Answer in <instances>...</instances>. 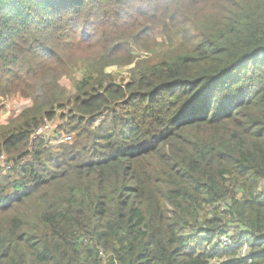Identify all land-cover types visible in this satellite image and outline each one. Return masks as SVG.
<instances>
[{"label": "trees", "instance_id": "obj_1", "mask_svg": "<svg viewBox=\"0 0 264 264\" xmlns=\"http://www.w3.org/2000/svg\"><path fill=\"white\" fill-rule=\"evenodd\" d=\"M15 97L0 264H264V0H0Z\"/></svg>", "mask_w": 264, "mask_h": 264}, {"label": "rangeland", "instance_id": "obj_2", "mask_svg": "<svg viewBox=\"0 0 264 264\" xmlns=\"http://www.w3.org/2000/svg\"><path fill=\"white\" fill-rule=\"evenodd\" d=\"M163 43H160L156 46L151 47V49L147 50L152 52L153 49H161ZM147 51H142V54H145L144 52ZM84 53V52H83ZM139 54V55H142ZM146 58L150 56V54H145ZM134 65H128L126 66L124 63H118L117 65H114V67L108 69V72L113 73L114 75L118 76V80H126L127 77H131V70L133 69ZM77 77H80V74H77ZM61 86H63L67 91H68V96L73 95L75 93L74 86L72 82L65 78L61 80ZM29 102L27 100H24L19 97L12 98L10 100H6L2 103L0 106V126L2 125H7L12 121L16 116H18L21 111L28 106ZM49 123V124H48ZM46 126H49L48 129L50 128L51 132L49 133V136L52 137L53 134H56L57 130H59L62 127V122L60 117H57L56 121L54 122H47ZM46 128L41 130V133L45 132Z\"/></svg>", "mask_w": 264, "mask_h": 264}, {"label": "built area", "instance_id": "obj_3", "mask_svg": "<svg viewBox=\"0 0 264 264\" xmlns=\"http://www.w3.org/2000/svg\"><path fill=\"white\" fill-rule=\"evenodd\" d=\"M213 246H217L220 249H237L238 244L234 243L230 236H221L216 239L213 243ZM249 246L243 245L241 250V258H248Z\"/></svg>", "mask_w": 264, "mask_h": 264}, {"label": "clouds", "instance_id": "obj_4", "mask_svg": "<svg viewBox=\"0 0 264 264\" xmlns=\"http://www.w3.org/2000/svg\"><path fill=\"white\" fill-rule=\"evenodd\" d=\"M48 124H49V123H48ZM48 124H47V125H48ZM48 127H49V126H45V127L40 128L39 130H37V131L35 132V136H37V137L48 136L49 133L51 132L50 128L48 129ZM44 128H46V131H45V132L48 131V133H47L46 135H45V132L41 133V130L44 129ZM49 137H50V136H49ZM62 139H63L65 142H69V141H71V137H70V136H64V138H62ZM0 165H1L2 167H5V166L9 165V166L7 167V170H9L10 167H11L10 162H8V160H7L4 156L0 159Z\"/></svg>", "mask_w": 264, "mask_h": 264}]
</instances>
